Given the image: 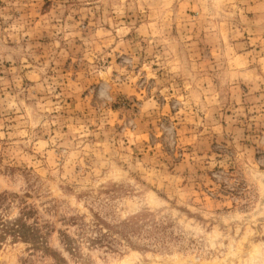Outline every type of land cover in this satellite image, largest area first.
Masks as SVG:
<instances>
[{"label":"rangeland","instance_id":"obj_1","mask_svg":"<svg viewBox=\"0 0 264 264\" xmlns=\"http://www.w3.org/2000/svg\"><path fill=\"white\" fill-rule=\"evenodd\" d=\"M0 264H264V0H0Z\"/></svg>","mask_w":264,"mask_h":264},{"label":"trees","instance_id":"obj_2","mask_svg":"<svg viewBox=\"0 0 264 264\" xmlns=\"http://www.w3.org/2000/svg\"><path fill=\"white\" fill-rule=\"evenodd\" d=\"M129 222L130 221L126 222V227L134 235L136 233V229L134 228V226L132 225L130 226ZM3 228L5 230L4 233H11L12 235L18 236L16 239H19L20 241L24 243H28L31 240H34V241L37 240V235L35 233L36 229L24 223L22 219L15 221L14 223L10 224V226L3 225ZM67 250L70 251V248L67 247Z\"/></svg>","mask_w":264,"mask_h":264}]
</instances>
